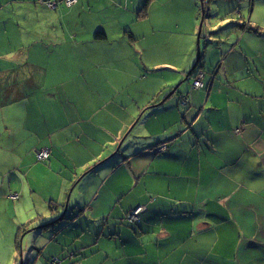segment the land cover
<instances>
[{"label":"crops","instance_id":"obj_1","mask_svg":"<svg viewBox=\"0 0 264 264\" xmlns=\"http://www.w3.org/2000/svg\"><path fill=\"white\" fill-rule=\"evenodd\" d=\"M23 1L0 18V264H19L22 247L43 248L27 264H264L263 39L241 21L228 45L205 32L203 45L222 48L208 45L206 64L219 66L185 108L168 94L196 61L193 1ZM242 4L245 21L254 3ZM132 126L128 140L148 139L114 154ZM72 187L56 232L31 231Z\"/></svg>","mask_w":264,"mask_h":264},{"label":"rangeland","instance_id":"obj_2","mask_svg":"<svg viewBox=\"0 0 264 264\" xmlns=\"http://www.w3.org/2000/svg\"><path fill=\"white\" fill-rule=\"evenodd\" d=\"M8 1H11V0H0V6H3V5L6 6V8L2 9V11L0 12V18H2V20L4 22H6L7 24H10L9 16H7L6 12H4V11L11 10V8H12L10 6V3L6 5V3ZM186 1L188 4V9L192 10V5H191L192 1L195 4V10L198 9L197 16H198L199 25L203 19V15H202L203 10L205 11V13L207 14L208 17L219 18L216 20V21L220 22L218 28H212L210 30V33L218 32V34L223 35V34L228 33L230 31V30H228L227 27L232 22H234V21L244 22L245 13H244V5L242 4L244 2V0H186ZM247 1H253L254 8L250 12V17L248 16V14H246V17H248V18L245 21V23H243L242 27L245 28V30L249 29V27L250 28L255 27V26L263 27L264 26V15H258V14L262 12L261 9H264V0H247ZM24 2H25V0L22 3L26 4ZM234 2H237V6H236V3H234ZM205 4H207V8H206ZM16 8H17V6H16ZM202 8H203V10H201ZM241 16H243V17H241ZM95 17H96V14L94 13L92 16V19H94ZM224 18H226L228 20L225 19V21H224L223 20ZM237 18H239V19H237ZM199 30H200V28H198V31H197V41H198ZM205 31H206V26L204 25L202 27V33H201L203 42L205 41V35H204ZM263 31H264V29H263ZM241 33L242 32H240V34ZM238 38H239V36L237 37V39ZM209 40L212 41L213 38L210 37ZM226 41H227V45H228L230 43V39H228ZM231 44H232V42H231ZM256 44L257 45H255V44L253 45L254 46L253 48L261 51L264 54V39H263V43L257 42ZM209 46H213V45L210 44ZM215 47H217V46H215ZM215 47L213 46V49ZM212 50L208 49V53H210ZM258 66L260 67V64H258ZM167 68H169V67L167 66ZM195 78H196V75L193 73V75H190L189 79L187 81H185L181 85V87H183L185 85L189 87ZM20 99L17 98V101H19ZM24 100H26V99H24ZM24 100H22L21 102H24ZM19 106H20V104H19ZM2 124H4V122H2ZM50 155H51V153H50ZM42 162H46V161H42ZM14 193H16V192H14ZM14 193H12V194H14ZM133 219H135V218H133ZM127 223L130 225H135V223H131V222H127ZM200 246H201V244H200Z\"/></svg>","mask_w":264,"mask_h":264},{"label":"water","instance_id":"obj_3","mask_svg":"<svg viewBox=\"0 0 264 264\" xmlns=\"http://www.w3.org/2000/svg\"><path fill=\"white\" fill-rule=\"evenodd\" d=\"M212 22H213V18L207 17L205 19V17H203V19H202V21H201V23L199 25L200 30H199V33H198L197 57H196L195 64H194L193 68L188 72L186 77H184L179 83H177L176 85L173 86V89L168 94L169 96H171V95H179V100H180V98H182V97H184L186 95V93H183V89H182L181 85L185 81H187L189 79L190 75H193V70L195 69V67L197 65V62L199 61L201 55L203 56V58L205 60V64L204 65H206V63H207V48H208L209 43H207L205 46L201 43V33H202V27L205 25L206 28H207V26L210 25ZM207 35L211 36V33L208 32ZM228 39H229V36L227 37V40ZM224 41H225L224 44H227L226 40H224ZM218 43H219V41H218ZM133 129H134V126H132L128 130V132L126 134H124V136L121 138L120 142L118 143L117 147L115 148L114 154H118V153L122 154L129 146H132V147H136L137 145L142 146L141 143L144 140L148 139L146 137L139 136L138 137L139 138V142H134L132 140H128L129 136L133 132ZM188 129H192V124L189 123L186 129L180 128V132L188 130ZM154 147H157L156 148V152L160 151L159 144L154 146ZM137 152H134V154L137 153ZM76 184H78V183H76ZM73 189H74V187H72L70 189L69 193H68V200H67V202L65 204V208L63 210L59 209L57 211V213L59 215L56 218H54L53 220H51V221H48V222H46L44 224H41L39 226H35V227L31 228V231L36 232L35 234H39L43 238L45 237V234H52V233L56 232V230L58 229V225L60 223H62L64 220L66 221L68 219V206H69V202H70L72 193L74 191ZM137 207H139V206H137ZM42 229H45V231H42ZM33 248H34V250H28L27 254L25 255L24 249L22 247V250H21V253H20V257H19L20 258V263L19 264H27V260H26L25 257H27V259L31 258V257H29L28 254L34 253V254H32L33 257L31 258L32 262H35V261H37L40 258V256L43 253V251H42L43 248H36V247H33Z\"/></svg>","mask_w":264,"mask_h":264},{"label":"trees","instance_id":"obj_4","mask_svg":"<svg viewBox=\"0 0 264 264\" xmlns=\"http://www.w3.org/2000/svg\"><path fill=\"white\" fill-rule=\"evenodd\" d=\"M30 1L32 2V4L44 5V6H46V8H49L50 10H58L60 5H62V4L65 5L67 8H71V7H73V5H75L78 2V0H74V2H72L71 4H68L67 0H30ZM30 1L28 0L29 3H31ZM149 1L150 0H146L141 5L142 9L147 8ZM205 5H206V8H207V4H205ZM201 10H203V8ZM202 15H203V17H205V19L208 17L204 10L202 12ZM217 19H219V18H213V22L211 23L212 25H214L213 27H216L217 26L216 24H220L219 21H216ZM225 19L226 18H224L223 20L225 21ZM245 21H244V23H245ZM238 24L240 25L241 23H238L237 21L232 22L227 27L228 30H230V31L228 33L223 34V35L219 34V37L222 38V39H227V37L229 36V39H230V32H232L231 29H230L231 26H237ZM216 28H218V26ZM241 28L245 30V28H243L242 25H241ZM246 30L249 33H252L253 35L258 36L259 39H264V31H263V28L260 27V26H255V27H251V28L249 27V29H246ZM205 32H206V38L209 40L210 36L207 35V33H208L207 31H205ZM128 33H130V30H128ZM131 33H130V37H134V35H132ZM95 35H96L97 39H106L107 38V35H106L104 30L98 31ZM201 40H202V36H201ZM206 44H207V42H206ZM216 49L217 50H221L222 48L220 46H218V47H216ZM211 61L212 62H210L208 66H207V64L204 65L205 64V60H204L203 56L201 55L199 61L197 62V65H196L195 69L193 70V73L195 75L198 74V73H203V75H205V73H208V72L211 73L212 71L216 70L219 65L217 64L216 61H214L213 55H212V60ZM207 62H208V59H207ZM189 90H191V88ZM139 221H141V220H139ZM139 221L133 222V223L138 224ZM76 255L78 256L79 252H77Z\"/></svg>","mask_w":264,"mask_h":264},{"label":"built area","instance_id":"obj_5","mask_svg":"<svg viewBox=\"0 0 264 264\" xmlns=\"http://www.w3.org/2000/svg\"><path fill=\"white\" fill-rule=\"evenodd\" d=\"M72 2H74V0H67V3L68 4H71ZM203 73H198L196 74V78L194 79L193 81V84L191 86V90L182 98H180V100L182 99V105L185 107V108H191L192 107V91L193 89L195 88H202L204 87V83H203ZM168 146L167 143H164V145H159V148H160V153L162 152H165L168 150ZM50 150L48 149H45V150H39L36 152V155H37V159L39 161H48L49 158H50ZM18 197L17 194H13L11 196V198L13 199H16ZM146 211V207L144 206H139L135 209H132L128 214L127 216L125 217V221L127 222H137L139 220H141V216L143 213H145ZM135 218V219H133Z\"/></svg>","mask_w":264,"mask_h":264},{"label":"clouds","instance_id":"obj_6","mask_svg":"<svg viewBox=\"0 0 264 264\" xmlns=\"http://www.w3.org/2000/svg\"><path fill=\"white\" fill-rule=\"evenodd\" d=\"M192 84H193V83H191V86H192ZM158 153H160V152H158ZM143 214H144V213H143ZM126 222H127V221H126Z\"/></svg>","mask_w":264,"mask_h":264}]
</instances>
